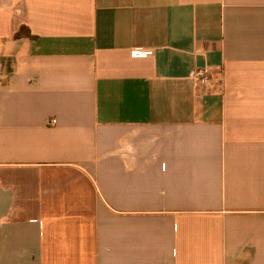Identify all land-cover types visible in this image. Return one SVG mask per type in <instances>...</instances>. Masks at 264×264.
<instances>
[{"label": "crops", "instance_id": "0c3cea01", "mask_svg": "<svg viewBox=\"0 0 264 264\" xmlns=\"http://www.w3.org/2000/svg\"><path fill=\"white\" fill-rule=\"evenodd\" d=\"M0 264H264V0H0Z\"/></svg>", "mask_w": 264, "mask_h": 264}, {"label": "built area", "instance_id": "2783aa9c", "mask_svg": "<svg viewBox=\"0 0 264 264\" xmlns=\"http://www.w3.org/2000/svg\"><path fill=\"white\" fill-rule=\"evenodd\" d=\"M132 54L143 57L147 55V52L140 49H135L133 50ZM192 80L194 82H207L209 81V73L206 69H198L192 73Z\"/></svg>", "mask_w": 264, "mask_h": 264}]
</instances>
